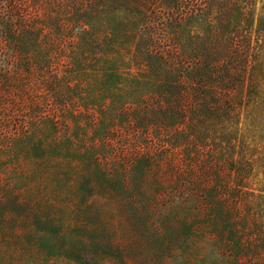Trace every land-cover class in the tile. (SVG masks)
<instances>
[{"label": "rangeland", "instance_id": "obj_1", "mask_svg": "<svg viewBox=\"0 0 264 264\" xmlns=\"http://www.w3.org/2000/svg\"><path fill=\"white\" fill-rule=\"evenodd\" d=\"M48 8L38 14L44 17ZM256 11L264 16V0H256ZM135 37L122 43L123 65L141 62L133 56ZM155 43L175 54L166 35ZM6 66L11 81L0 84V264H78L68 254L78 249L101 264H233L201 208L195 184L204 176L192 163L198 159L163 142L168 133L138 129L136 109L142 115L146 108L134 102L137 94L128 88L134 86L101 85L86 65ZM58 72L63 79L54 82ZM252 106L240 117L244 148L254 152L249 183L264 178V113ZM206 182L214 184L211 175ZM250 188L245 199L252 206L239 217L256 240L255 233H264V202L257 186Z\"/></svg>", "mask_w": 264, "mask_h": 264}, {"label": "trees", "instance_id": "obj_2", "mask_svg": "<svg viewBox=\"0 0 264 264\" xmlns=\"http://www.w3.org/2000/svg\"><path fill=\"white\" fill-rule=\"evenodd\" d=\"M136 35L133 56H142L141 62L123 65L122 43ZM165 35L176 48L173 55L156 46ZM262 50L264 16L256 0H0V84L11 81L6 65H86V74L101 85L134 86L128 87L137 94L134 102L146 108L142 115L136 109L138 129L168 133L163 142L198 159L192 163L204 176L194 183L203 194L201 208L233 264H264V233L254 240L239 217L252 206L245 199L252 185L264 202V178L249 183L254 152L244 148L240 134L243 110L256 104L264 113ZM59 78V72L52 77ZM68 254L78 264H101L87 249Z\"/></svg>", "mask_w": 264, "mask_h": 264}]
</instances>
